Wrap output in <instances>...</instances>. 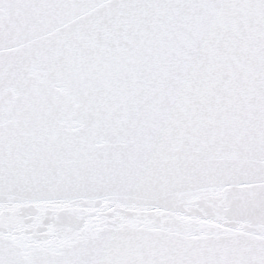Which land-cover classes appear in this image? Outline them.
<instances>
[{
	"label": "snow or ice",
	"instance_id": "snow-or-ice-1",
	"mask_svg": "<svg viewBox=\"0 0 264 264\" xmlns=\"http://www.w3.org/2000/svg\"><path fill=\"white\" fill-rule=\"evenodd\" d=\"M0 264H264V0H0Z\"/></svg>",
	"mask_w": 264,
	"mask_h": 264
}]
</instances>
